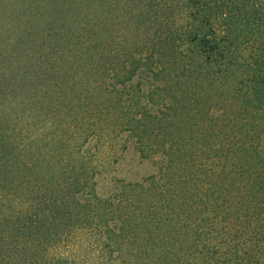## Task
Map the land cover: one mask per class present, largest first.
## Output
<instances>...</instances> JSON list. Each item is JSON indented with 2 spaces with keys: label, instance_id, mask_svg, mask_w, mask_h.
<instances>
[{
  "label": "trees",
  "instance_id": "1",
  "mask_svg": "<svg viewBox=\"0 0 264 264\" xmlns=\"http://www.w3.org/2000/svg\"><path fill=\"white\" fill-rule=\"evenodd\" d=\"M15 1L0 5L2 13L13 15L0 17V43L27 39L45 22L58 41L49 47L77 55L76 84L88 75L93 82L68 102L54 106L58 96L44 109L36 101L32 105L38 93L28 89L34 69L23 64L13 69L18 61L11 47L1 44L0 264H264V0H68L58 24L51 16L64 4L48 0L44 7L36 1L27 4L43 8L36 10L31 29L19 12L18 3L25 0ZM140 30L145 35L136 39L139 64L134 67L122 54L107 69L85 56L102 53L106 45L107 54L114 53ZM69 61L76 58L53 62L57 76ZM100 67L104 73H98ZM240 70L243 82L236 74ZM206 74L205 80H224L231 88L224 97L226 110L212 117L223 127L222 140L209 134V142L190 157L172 142L169 128L188 114V82L201 80L202 86ZM161 77L166 81L158 85ZM102 86L112 104L96 94ZM67 125L72 132L64 131ZM105 125L112 138L126 130L130 144L125 146L153 159L158 172L143 177L145 182L106 176L108 168L98 160L91 165L88 155L70 153L74 142L83 148L93 130V144H100ZM80 127L84 138L72 139ZM167 140L170 146L163 147ZM196 180H205L210 189L199 187L216 195L210 191L206 199L170 206L167 194L180 198ZM159 195L154 204L151 199Z\"/></svg>",
  "mask_w": 264,
  "mask_h": 264
},
{
  "label": "rangeland",
  "instance_id": "2",
  "mask_svg": "<svg viewBox=\"0 0 264 264\" xmlns=\"http://www.w3.org/2000/svg\"><path fill=\"white\" fill-rule=\"evenodd\" d=\"M36 1L37 3L39 2L44 4L42 5L44 7L47 6L49 7V4H45L47 3L48 0H25V3H18L19 12L22 13L21 18L27 21L26 26L29 27L30 29L33 28L31 22L33 20V16L36 14V10L39 11L43 9L36 7L29 8L27 6V4L29 3H31V6H34V2ZM58 1L59 3H63L64 5L57 9V13L55 10L51 16V20L56 24L61 22L63 9L65 8L68 0H58ZM15 3H17L15 0H0V5L1 4L14 5ZM73 7L74 6L71 5L70 9ZM2 12L4 11L1 9L0 10L1 18L3 16L5 18L13 17L11 13H7V12L2 13ZM130 14L131 12H127L126 18H128L129 21L133 24L134 16H130ZM161 24L162 23H158L156 26L160 27ZM36 27L40 28V30H38ZM34 28H36L34 29V33L31 36H28L27 39L26 37H24L22 40L17 39L16 37L10 39L4 38L0 43V49H1V44H6L8 48L9 46L11 47L13 58L18 61L17 64H13V69L22 64L24 66H29L27 70L34 69V71L32 72L33 74H36V77L32 79L34 84L32 85V87H29L28 89H30V91L32 90L31 92H36V90L38 91V93L35 94V98L32 100V105H34L33 102L36 101L35 103L37 105H40L41 108L44 109L46 106L52 105L54 102V98L58 99V96L60 97L59 101H56V103H54V106L58 104H62L63 100L68 102L67 100L70 97L74 96L75 93L77 95L80 92V89L81 90L86 89L88 87L86 85L91 84L93 82L92 81L93 78L90 75L84 76L83 80L80 78V80H82L83 83L81 85H77L76 81H78L80 76L79 75L80 67H79V62L77 60V55L74 56V54H70L69 51H67V49H62L60 51V48L57 47L59 49V51L57 52L54 46H53L54 48L53 50L49 47L55 45L56 43H58V41L48 34L47 27H45V22H41L40 24L37 23V25ZM112 28H113V24H110V30ZM124 31H128V29L123 28V32ZM112 33H114V28L112 30ZM140 33L142 34V37L145 35L144 32H141V30L139 33L134 34V36L131 38L128 44L122 46L119 50L115 51L114 53H109L111 57L108 60L107 58L109 54H107L108 52L107 45L105 46V49L102 53L99 52L95 54L94 52H90V55L87 56L85 54V56L86 58L89 59L90 62L97 61L98 64H96V66H102L105 63L104 66L107 69L110 68L111 66H116V63H113V59L118 54H122L123 58L127 60L126 62H129L128 65L134 67L135 65L139 64L138 54L136 53V51L139 48V45L137 44L136 39ZM83 40H85L87 44H89L92 41L91 39L88 40L83 39ZM77 43L74 44L75 51H78ZM110 45L112 47L114 44H110ZM248 51L249 50H245L244 54H247ZM67 56L75 57L76 62L69 61L67 62V64L63 66H59L60 76H57L59 73L57 72L58 66H56L57 64L53 62L56 61L57 63H59L61 57L66 58ZM100 69L101 70L98 71V73L99 74L104 73L105 70L101 67ZM3 71H4L3 68H0V89L4 86L3 85L4 80L2 78ZM241 72H242L241 70L237 71L236 74L240 76L239 79L241 80V82H243L242 77L240 75ZM136 76H137L136 74L133 75V77ZM168 76L171 75H167L166 78ZM18 77H20V75H18ZM133 77L128 76L129 78L128 81L132 82ZM166 78L161 77L157 79L156 81L158 85H163L166 81ZM205 79H210V76L206 74L202 86H200L201 80H192L188 82V83L190 82L192 83L191 84L192 90L186 94V97L189 98V100L187 101L188 114H184L183 116H181L180 119H178V121L174 125H170L171 128H169V131L171 132V136L175 138L172 142H177L180 145L184 146V150L188 151V153H186V156H188L190 153V157L195 156L198 152H200V151H195V149L199 150L201 147H204L207 144V142H209L210 138H212L210 137L209 134H212L211 136H213V138L214 137L218 138L219 143L222 140L221 136H219L218 133L220 130L223 129V127L221 126V124L218 125L214 124L212 122V117L220 110L222 109L226 110L223 107V105L227 104V101L224 97L227 96V91L231 92V88L228 86L225 87V85H223L224 80L220 82L217 80L208 81ZM234 79L236 84V78L234 77ZM111 80L115 81V78H112ZM118 82H116L115 84L117 85L118 88H120ZM171 92H172L171 87H169L168 94H171ZM96 94H99L102 100L112 104L113 97H110L111 93L107 92L104 86H102V88H99V91H97ZM238 95L240 96V98H242L241 92ZM211 102H214L216 104L220 103V104L218 106H214ZM208 106L211 107L207 117ZM239 107L240 104L238 102L237 111L239 110ZM53 113L55 114V112ZM80 116L84 117V113L80 114ZM104 123L107 122H99L98 125H102ZM67 127L63 126L64 131L72 132L73 127L69 128L68 125ZM102 130H103V141L98 145L93 144V142L95 141V137H92V135H94L95 130L91 131L88 139L84 138L81 135L83 134L82 127H80L79 130L76 131L73 130L75 131V133L72 139L77 140V138L75 137H79L82 139L84 138L86 142H82L83 148H76L75 145L76 143L74 142V145L70 153L74 152V154H76L79 150L80 154L88 155L93 159V163H90L91 165H98L97 162L98 160L99 162H101L99 165L100 167L105 166L108 168L107 171L103 172V175L106 176L115 175L124 179L142 181L143 177H145L146 175L150 173L158 172V165L153 162V159H148L146 157L143 158L140 155L139 150L131 145L125 146V142H128L127 140H125L127 138L126 130L120 131L117 138H112L113 136H111V128L108 125H105L102 128ZM78 132H80V136H77ZM35 134L37 136L42 135L41 133L38 132H35ZM163 136H165V133L160 134L158 140H161ZM128 143L130 144V142ZM170 143L171 142H169L168 140L165 141L163 147L170 146ZM186 156L182 157V159L185 160ZM19 158L25 159L26 156L25 154H22ZM100 177L101 175L97 177L99 179V184L101 181L104 180V179L102 180ZM158 181L160 183L162 182V179H159ZM200 183L201 186H208L207 183H205V180L204 181L196 180L194 184H189L186 190L181 191L180 198H178L173 194L168 193L167 195H169L170 206H172L174 209H178L181 207L180 205L182 202L185 201L191 202L193 199L199 196H201L202 199H206L207 197L212 196V194L216 195L217 192L213 191V189L210 190L213 191V193L211 194L210 191L207 192L201 187H199ZM219 183L222 186L221 180H219ZM208 188L210 189L209 186ZM213 188H217V187L213 186ZM103 192L107 193L106 191ZM170 196L172 198H170ZM188 196L191 197L188 198ZM160 197L162 196L160 195L154 196V198H152L151 200L154 201V204L158 205V198ZM161 202L165 203V198H162ZM149 228H150V224L148 225L146 223L145 229H149ZM42 232H43V228L40 230V233ZM60 250H63V248H61Z\"/></svg>",
  "mask_w": 264,
  "mask_h": 264
}]
</instances>
